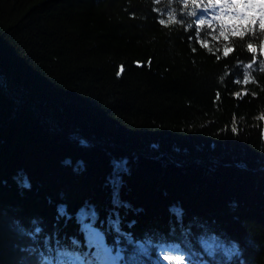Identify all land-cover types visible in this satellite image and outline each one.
<instances>
[{
	"label": "trees",
	"instance_id": "1",
	"mask_svg": "<svg viewBox=\"0 0 264 264\" xmlns=\"http://www.w3.org/2000/svg\"><path fill=\"white\" fill-rule=\"evenodd\" d=\"M262 24L264 0H0V264L92 260V227L119 264H264Z\"/></svg>",
	"mask_w": 264,
	"mask_h": 264
},
{
	"label": "snow or ice",
	"instance_id": "2",
	"mask_svg": "<svg viewBox=\"0 0 264 264\" xmlns=\"http://www.w3.org/2000/svg\"><path fill=\"white\" fill-rule=\"evenodd\" d=\"M224 0H208V4L211 5L213 8L223 3ZM239 0H232L233 5L237 4ZM193 3H195V0H193ZM249 6H252V0H249ZM167 11V9H165ZM209 9L205 7L203 11L194 12V20L191 22V30L193 35L189 37L190 40L195 38V34L198 30L199 26H203L206 23V19H202V16H206ZM217 17L212 16V19H216ZM180 19L183 21L185 18L183 15L180 16ZM158 23H164V20H158ZM261 27H264V24L261 25ZM208 28H212V24L209 21L208 22ZM235 34V33H234ZM208 33H205V36L207 37ZM221 35L223 33L221 32ZM255 39H258V37H253ZM227 39V37H225ZM204 47H209L207 43L201 41ZM248 49H252V45L249 43ZM193 51H195V48H193ZM230 49L225 46L223 50V55L227 56L229 54ZM248 68H251L252 65L248 64L246 65ZM240 79L237 78V80L234 81V83H239ZM247 80H245V83ZM236 129L233 128V132H235ZM39 231V229H37ZM143 247V246H141ZM161 252L168 253L171 252L173 255H163L161 257H158L157 264H184L185 260H188L189 264H192L190 257H186L185 253L181 251L180 247L178 245H169L161 248ZM67 257V259H65ZM123 258L120 256L119 252L115 256L112 254V249L107 248L106 246H103L102 244L98 245V250L96 253V256L92 260H87L85 258H82L79 255H70L66 252L60 253V258L56 261L53 260H45V264H119V262Z\"/></svg>",
	"mask_w": 264,
	"mask_h": 264
},
{
	"label": "rangeland",
	"instance_id": "3",
	"mask_svg": "<svg viewBox=\"0 0 264 264\" xmlns=\"http://www.w3.org/2000/svg\"><path fill=\"white\" fill-rule=\"evenodd\" d=\"M261 116V115H260ZM260 116H256V118H258V117H260ZM92 230H93V235H94V237H95V239L100 243V244H102L103 246H106L105 244H104V241H103V235H102V233L99 231V230H97L96 228H94V227H92ZM107 247V246H106ZM108 248V247H107ZM171 253V252H170Z\"/></svg>",
	"mask_w": 264,
	"mask_h": 264
},
{
	"label": "water",
	"instance_id": "4",
	"mask_svg": "<svg viewBox=\"0 0 264 264\" xmlns=\"http://www.w3.org/2000/svg\"><path fill=\"white\" fill-rule=\"evenodd\" d=\"M239 13H240V11H239Z\"/></svg>",
	"mask_w": 264,
	"mask_h": 264
}]
</instances>
